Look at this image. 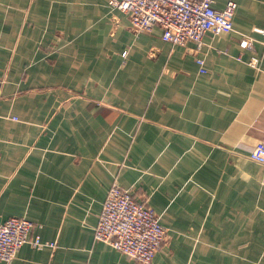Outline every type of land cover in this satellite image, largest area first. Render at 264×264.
Wrapping results in <instances>:
<instances>
[{"label": "crops", "instance_id": "crops-1", "mask_svg": "<svg viewBox=\"0 0 264 264\" xmlns=\"http://www.w3.org/2000/svg\"><path fill=\"white\" fill-rule=\"evenodd\" d=\"M233 1L236 32L196 54L133 34L108 0H0V223L57 243L12 264H136L94 238L114 183L168 231L153 264H264V166L247 157L264 136V0Z\"/></svg>", "mask_w": 264, "mask_h": 264}, {"label": "built area", "instance_id": "built-area-1", "mask_svg": "<svg viewBox=\"0 0 264 264\" xmlns=\"http://www.w3.org/2000/svg\"><path fill=\"white\" fill-rule=\"evenodd\" d=\"M214 5V0H108L110 9L128 15L133 34L151 32L159 27L164 41L174 46L193 42L197 45L196 54L207 33L236 32L233 24L235 2L228 1L223 10ZM255 31L264 34V28ZM254 42L251 36L241 34L239 46L243 51L253 50ZM237 59L244 62L242 57ZM195 60L201 66L204 64L197 56ZM262 60L251 57L245 63L260 70ZM201 71L206 73L205 69ZM247 157L264 166V136ZM35 226L34 222L21 217L0 223L1 262L12 264L26 244L34 249L56 248L55 242H43L40 236H31ZM94 238L129 256L136 264H153L156 253L168 243V231L144 201L138 200L131 190L114 183L103 202Z\"/></svg>", "mask_w": 264, "mask_h": 264}, {"label": "trees", "instance_id": "trees-1", "mask_svg": "<svg viewBox=\"0 0 264 264\" xmlns=\"http://www.w3.org/2000/svg\"><path fill=\"white\" fill-rule=\"evenodd\" d=\"M111 187H112V186H111ZM111 187H110V188H111Z\"/></svg>", "mask_w": 264, "mask_h": 264}]
</instances>
